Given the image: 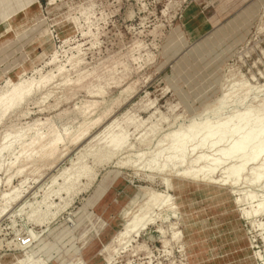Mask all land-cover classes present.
Listing matches in <instances>:
<instances>
[{
	"label": "rangeland",
	"instance_id": "374dc122",
	"mask_svg": "<svg viewBox=\"0 0 264 264\" xmlns=\"http://www.w3.org/2000/svg\"><path fill=\"white\" fill-rule=\"evenodd\" d=\"M29 1L0 21V95L33 89L0 117V264H264V216H244L264 173L203 174L228 145L198 138L162 165L169 135L264 105V0ZM111 123L126 142L109 155ZM151 194L163 205L133 221Z\"/></svg>",
	"mask_w": 264,
	"mask_h": 264
},
{
	"label": "bare ground",
	"instance_id": "6f19581e",
	"mask_svg": "<svg viewBox=\"0 0 264 264\" xmlns=\"http://www.w3.org/2000/svg\"><path fill=\"white\" fill-rule=\"evenodd\" d=\"M11 2H12L11 0H0V12H1L0 21L11 18L12 16H14L18 12H20L31 1H29V0H13V4H11ZM12 86L9 90H7L5 93L0 95V117L4 116L5 113L10 112V110L12 111V109L19 106V104H22V101L25 99V97L32 94L31 90H33V89H31V83H29V84L28 83H21L19 85L16 84V86H13V87ZM36 87H37V85L35 86V88ZM228 99H230V98H228ZM218 107H219V105H218ZM250 111L251 110H249V112L247 111L248 113L245 112L243 114H241V113L237 114V115L234 114L235 116H230V117H228V118H226L220 122H217L216 124H213V125L209 124L207 122H204L203 124H201L200 126H197V127L190 126V128L185 132V134H182V132H181L182 135H178V134H174V133L169 135L168 139L171 140V146H169V148L167 150V153H166L167 157H166L164 164H162V165L164 166L166 164H168V165L169 164L170 165L171 164H179L180 167L183 166L184 165L183 160L185 158V154L187 151V150H185V146L188 143H191V142L193 143V141H195L197 138H198V141L195 144V148H194V146H192L193 148H190V150L191 149L196 150V148H198V149L199 148H201V149L207 148V149L211 150V149L215 148L217 145H219V144L221 145L224 141L225 142L224 145H228L227 150H225V152H223V153H221V152L219 153L218 151H216V153L218 152V154H219V155L217 154L219 157V158H217V161H212L213 163L211 162L212 166L209 167V168H211L210 170H208L209 168H207L208 171H205L204 169H202L203 171L201 170V172L205 171L206 173H203V174H206V175L209 174L207 172L213 173L212 170L215 168L217 169V167L220 166L221 163L230 162L232 165L224 173V178H223L222 182L225 183L227 181H230L232 183H236L237 181L238 182L240 181L238 178H241L240 175H242L243 172H245L246 167H248V166L253 167L254 166L257 169V171L255 172L256 174L254 175V177H252L250 180L249 179L248 180H249V182H251L250 183L251 185H252V183H254L255 185L259 184L261 177L264 176V175L262 176V174L264 173V105H262L257 111H251V112ZM1 119L2 118H0V120ZM104 124H105V122H104ZM96 125H97V123H96ZM106 126H107V124H106ZM118 126H119V124L111 123V125L104 127L105 129L103 130L104 135L109 136L107 138V140L105 142H103V145H105V148H107V151H105V152L109 155L114 154L117 150H119L121 147H123L125 142H126V138L121 133L120 129H117L114 131V129H116ZM92 127H94V126H92ZM6 138H8V137H6ZM56 138L57 137L55 136L54 140L49 139L50 141H48L47 147H46L47 151L45 150L46 153H42L40 155V157H43V156L51 157V156H53V154L56 151V146H58L57 144L59 142L61 143L63 140L62 139L61 141H59L60 137H59V140H58V138L57 139ZM25 139H26V137H25ZM39 139L40 138H37V137L33 138L31 145L35 144V142L40 143ZM14 143L16 144L17 142L15 141ZM87 143H88V141H87ZM7 145H9V144H7ZM5 147H7V146H5ZM5 147L2 146V149H4ZM11 147H12V145H11ZM44 147H45L44 145L43 146L40 145L39 150H40V148H44ZM186 148H187V146H186ZM2 149H0V152ZM218 150H219V148H218ZM162 151H161V153L158 152V154L157 153L156 154L161 156V154H164V153H162ZM4 152H5V150H4ZM33 152H35V151H33ZM33 152H31V153L33 154ZM192 152L194 153V151H192ZM216 153H212V154L215 155ZM1 154H2V152L0 153V156H1ZM26 155H28V154H26ZM34 155L37 156V154H34ZM63 155H64V153H63ZM156 157H159V156H156ZM214 158H212V159H214ZM201 159L203 160V158H201ZM151 160H153V159H151ZM205 160H206V158H205ZM214 160H216V159H214ZM147 163H149V162H147ZM152 163H155V162L153 161ZM191 165H192V163H191ZM146 168H148V167L146 166ZM162 169H165V168H161L160 170H162ZM21 170H23V169H21ZM71 170H73V168H71ZM77 170L78 171L75 172V176H74L75 178H78L81 175L83 176L86 174V170H83L82 168H78ZM155 170H156V168H155ZM184 172H185V170H184ZM197 174L198 173L192 174V173H189L186 171L183 175L195 177ZM70 175H71V173H70ZM74 181H75L74 179H73V181L72 180H67V182L65 181L62 184L60 191H64L68 196V194H70V192H71L70 191L71 186H72V184H74ZM10 193H12V191L1 194L0 200L6 201L8 199V196L10 195ZM16 196H18V194ZM247 196H244L242 199H240L241 201L238 199L239 200L238 202H244V201L249 202V201L254 200V198L250 197V195H249V197H247ZM17 198L18 197H16L15 200ZM11 201H13V198ZM167 201L168 200H166V202H164L165 203L164 205L167 204ZM8 203H9V201H8ZM162 205H163V201H159L158 194H151V197L149 198L146 205L141 208V213L137 214L135 216H132L133 221L137 222L142 217H144V220L148 219L150 216V212L154 208H160ZM29 216H30V214H29ZM244 216L247 218H250V216L251 217L264 216V201H261L256 206V208L253 211H251V213L250 212L245 213ZM258 226H259V228H262V226H264V223H262ZM262 229H264V228H262ZM121 240L124 241L125 238L118 237L116 239L115 243H119ZM113 243L114 242H112V245H113Z\"/></svg>",
	"mask_w": 264,
	"mask_h": 264
}]
</instances>
